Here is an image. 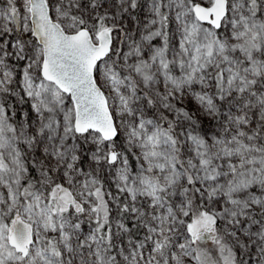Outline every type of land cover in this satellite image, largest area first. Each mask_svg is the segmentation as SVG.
Returning a JSON list of instances; mask_svg holds the SVG:
<instances>
[{"label": "snow or ice", "instance_id": "6c2138e0", "mask_svg": "<svg viewBox=\"0 0 264 264\" xmlns=\"http://www.w3.org/2000/svg\"><path fill=\"white\" fill-rule=\"evenodd\" d=\"M0 264H264V0H0Z\"/></svg>", "mask_w": 264, "mask_h": 264}]
</instances>
